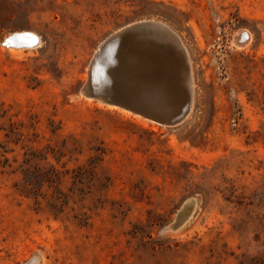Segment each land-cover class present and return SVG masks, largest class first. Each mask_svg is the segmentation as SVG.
Segmentation results:
<instances>
[{"label":"rangeland","instance_id":"1","mask_svg":"<svg viewBox=\"0 0 264 264\" xmlns=\"http://www.w3.org/2000/svg\"><path fill=\"white\" fill-rule=\"evenodd\" d=\"M142 20L188 50L178 126L80 93ZM22 31L39 45H4ZM0 264H264V0H0Z\"/></svg>","mask_w":264,"mask_h":264},{"label":"water","instance_id":"2","mask_svg":"<svg viewBox=\"0 0 264 264\" xmlns=\"http://www.w3.org/2000/svg\"><path fill=\"white\" fill-rule=\"evenodd\" d=\"M96 69L102 73L93 79ZM80 93L161 126H178L188 117L193 104L188 50L180 36L162 22L142 20L128 24L98 44L87 65ZM192 208L191 203L182 206L174 221L162 231L183 225Z\"/></svg>","mask_w":264,"mask_h":264},{"label":"bare ground","instance_id":"3","mask_svg":"<svg viewBox=\"0 0 264 264\" xmlns=\"http://www.w3.org/2000/svg\"><path fill=\"white\" fill-rule=\"evenodd\" d=\"M248 40H249V33L247 31H239L237 36L235 37V43L238 45L245 44ZM39 42H40L39 36L30 31L11 33L7 35L6 38L4 39V45L6 47L15 48V49H27V50L33 49L39 45ZM101 73L102 71L100 69H96V71L92 73L93 79H97L98 75ZM193 202L194 201L192 200L187 201L183 205V207H185L187 203H191V205L193 206L194 204Z\"/></svg>","mask_w":264,"mask_h":264}]
</instances>
